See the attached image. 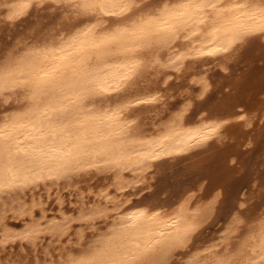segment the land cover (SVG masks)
Wrapping results in <instances>:
<instances>
[{
	"label": "bare ground",
	"instance_id": "1",
	"mask_svg": "<svg viewBox=\"0 0 264 264\" xmlns=\"http://www.w3.org/2000/svg\"><path fill=\"white\" fill-rule=\"evenodd\" d=\"M32 11H48L53 23L33 27L0 58V247L37 249L80 224L90 236L78 230L71 246L20 264H264V208L252 217L238 209L252 124L264 138V0H0L3 21ZM211 63L229 79L214 105L212 79L199 70ZM173 73L200 85L197 107L187 97L169 107L162 91ZM165 164L187 176L176 193L133 200L129 192ZM99 176L110 184L97 204L68 215L63 188L81 191ZM53 195L62 212L50 217ZM8 212L27 222L16 227ZM224 213L222 240L195 246Z\"/></svg>",
	"mask_w": 264,
	"mask_h": 264
},
{
	"label": "rangeland",
	"instance_id": "2",
	"mask_svg": "<svg viewBox=\"0 0 264 264\" xmlns=\"http://www.w3.org/2000/svg\"><path fill=\"white\" fill-rule=\"evenodd\" d=\"M32 17H33V19H32ZM52 17L53 16H51L48 13V11H41V13L32 11L31 13H29L25 17H23L21 20H17L15 22H8V21H3L0 19V58H2L5 55V53H7V51H9L12 47H14L16 45V43L21 38H23V36L28 35V33L31 31V29L33 27L38 26L42 29L48 28L53 23L54 17L53 18ZM10 23H11V25H10ZM19 34H20V36H19ZM199 70H205L207 72L210 80L212 79L211 81L213 82L214 88L208 94L207 99H210V101H209L210 105H214V104H216V101L221 97V94H223L220 90L223 87V83H224L223 81L227 82L229 79H228V77H226V78L224 77L225 75H223L222 73H225V72H223L220 69V67L218 65H216V63H211L207 66L201 67ZM217 70H219L218 73H217ZM238 72H241V71L239 70ZM218 74H219V76H217ZM164 79H165L164 77L160 78L159 83L162 82V84H163ZM216 80H218V81H216ZM164 87L165 88H163L162 92L165 93V95H166L165 98L167 99V101L169 103L168 105L171 108L175 102H176L175 104L180 102L179 104H177V105H180L182 102H186L189 99L194 102V108H195V107H197V105L199 104V101L201 100L198 98V95L200 93V88H199L200 85L195 84V82L191 81V76L189 74H182V75L179 74L178 75L177 73H173V75L170 77V79L168 81V84H165ZM194 89H195V91H194ZM182 92H184V93L182 94ZM184 94H186V95H184ZM181 95H182V97H181ZM191 95H192V97L194 96L196 99L194 97L192 98ZM186 97L189 99H187ZM175 99H176V101H175ZM173 110H174V108H173ZM154 113H155V111L153 112V114L151 113V115H154ZM256 124H257V122H256ZM250 130H251V132H250L251 135L250 134L249 135L251 136V138L254 141L251 143V145H248V143L251 142V140H250L251 138L250 137L246 138L244 143H243V146H242V150L243 151L245 150L244 151L245 152L244 157H245V159L247 158V161L249 164L248 171L245 172L247 174H244L245 177L243 178V180L244 179H245L244 181L248 180L247 177L250 179L247 182H245V188L248 191L247 197L242 200L245 203V205H243L242 208H238L241 211L240 216H243V217H252L256 213H258V211H260L262 208H264V198L261 199L262 197H264V181H263L264 180V138H262V139L258 138L259 133H260L259 132V125H255V127H254L252 124L250 127ZM256 135H257V137H256ZM259 139L262 140L263 142L261 141L262 143H260ZM245 144H246V146H245ZM256 146L260 147V148H257ZM250 154L252 156H250ZM251 158H252V160H250ZM178 168H183V167L179 166ZM175 170L176 169H175L174 165L165 164V165H160V166L156 167V169H154L153 172L150 174V176L152 177L150 179V181H148L146 184L139 187L138 189L130 191L129 192L130 197L133 200L144 199V198L148 197L149 199L146 198V201L148 203H153L154 201H159V200L164 199L166 197L172 196V194H175L176 190L179 188V186H178L179 182H180L179 180L185 179L187 177L183 174L182 171L179 172L178 169L176 171ZM242 172H244V170L241 171V173ZM262 173H263V175H262ZM167 174L169 175V177L167 176ZM172 174H173V176H172ZM169 179H170V181H169ZM255 179H256L257 183H255ZM252 180H254V181H252ZM172 181H174V183ZM160 182H162V184H160ZM109 184H110V181L108 179H104L103 177H100V178L95 177V178L83 181L81 183V187H82L81 191H76L74 189V187L63 188L62 192L64 193V196L67 195L65 197V203L62 206L63 210L68 215H77V213H78L79 209L82 207V205L83 206H86V205L87 206H93V205H95V203L97 204V202H98L97 201L98 200L97 193L100 190L104 189L105 187L109 186ZM206 184H207V180H206ZM206 184H205V186H206ZM254 184L256 186H254ZM161 187L164 189L161 190ZM192 189L196 190V192L201 194V195L204 192V191L199 190L198 184H196V186H193ZM208 190L209 189H207V191ZM111 191L114 192L113 188H111ZM55 192H56V190L54 191V193ZM74 192H75V194H74ZM81 192H84V195L86 196L84 203H82L80 201L81 200ZM158 192H160V193H158ZM41 193L45 194L46 191L43 190V191H41ZM142 194L143 195L145 194L146 196L144 195L145 196L144 197V196H142ZM35 196H37V195H35ZM152 196H154V197H152ZM31 198L32 197L30 196V194L28 196H26V199L28 200V204L31 203V201H32ZM152 199H153V201H152ZM260 200H261V202H260ZM79 202H80V205H79ZM101 203L105 204L104 202H101ZM259 203H261V204H259ZM258 204H259V206H258ZM44 207L47 209V213L50 217H54V216H56V214H57V216H59L60 213L62 212V210L60 209L59 202L56 199L55 195H53L50 199L47 200V203L45 204ZM256 208H258V211ZM35 213L37 214V215L35 214L36 218H40L42 216V213H43L42 205L35 209ZM217 217H220V216H217ZM229 217L230 216H226L224 213L223 216L221 214L220 218H217L214 220L211 219L202 228V235L201 234L199 235L201 237L198 236L196 238L195 246H197V247H203L204 246L205 247V246L212 244L214 241H215L214 244L219 243V241H221L223 236L225 235V234H223V232L225 233L227 226L231 222V219ZM221 218L223 220H221ZM7 219H8V221H14V222L20 221L19 222L20 225H18L16 227H21L23 224H25L27 222V220H24V223H23V220L16 218V215H13L12 212L7 213ZM217 221H220V222H217ZM213 222L215 223L214 225H213ZM103 224L104 223H99V226H103ZM210 224H212V225L209 227ZM82 229H85V233L87 234V236L91 235L92 231L86 225L76 224L74 231L69 238H64L62 241H59L55 237L47 236L40 243V245H38L37 249L28 243H20V242H17V243L15 242V243H10V244L8 243L7 245L0 247V264H20L26 259H27V261H33L35 254H38L40 257L44 256V251H45L46 247L47 248H53V249H59L61 247L71 246V244L75 243L77 240V235L75 232L78 230H82ZM207 234L209 236H207ZM218 236H220V237H218ZM44 241H45V243H44Z\"/></svg>",
	"mask_w": 264,
	"mask_h": 264
},
{
	"label": "snow or ice",
	"instance_id": "3",
	"mask_svg": "<svg viewBox=\"0 0 264 264\" xmlns=\"http://www.w3.org/2000/svg\"><path fill=\"white\" fill-rule=\"evenodd\" d=\"M101 2H105V0H101ZM181 6H183V5H181ZM212 6H214V5H212ZM238 7H243V5H237ZM110 15H115V13H109Z\"/></svg>",
	"mask_w": 264,
	"mask_h": 264
}]
</instances>
